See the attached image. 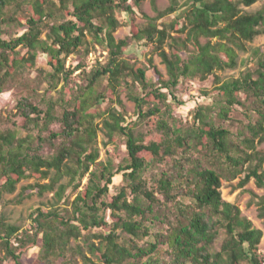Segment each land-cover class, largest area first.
I'll use <instances>...</instances> for the list:
<instances>
[{
  "label": "trees",
  "instance_id": "trees-1",
  "mask_svg": "<svg viewBox=\"0 0 264 264\" xmlns=\"http://www.w3.org/2000/svg\"><path fill=\"white\" fill-rule=\"evenodd\" d=\"M28 1L33 15L26 31L6 39L4 25L15 19L5 18L10 0H0V94L21 70L35 67L39 52L49 56L50 86L43 96L18 100L16 116L22 118L19 127L25 135L18 128L0 131V202L22 180L46 179L52 170L50 184L23 191L43 194L68 176L70 181L59 185L56 195L63 200L71 190L76 197L71 213H33V234L21 232L0 213V246L6 257L24 264L23 255L41 242L35 264H56L67 259L72 239L90 241L92 234L84 232L101 228L103 232L93 235L100 244H89L98 261L83 255L86 264H264V231L222 193L223 180L242 174L240 188L254 180L264 190V153L257 150L264 143V47L253 50L240 77L223 83L216 78L214 103L196 106L192 121L173 116V101H179L184 80L207 81L217 71L235 69L238 50L246 51L247 43L264 36V5L255 12L241 8L260 0H171L164 11L152 0L158 14L143 26L135 23V9L145 0H59V6L55 0ZM65 11L70 19L63 17ZM118 12L131 23V42L151 46L168 79L153 66L155 84L147 68L136 69L127 59L130 39L115 36L122 26ZM177 12L174 22L159 24ZM47 19L59 22L49 25ZM96 47L105 49L107 60H97L89 69L87 60ZM75 55L80 61L67 67ZM77 72L85 85L70 88ZM104 79L106 94L98 93ZM123 90L136 104V121L127 124L125 115L110 110L100 128L95 107L108 98L122 104ZM233 112L244 119L234 118ZM138 126L144 130L137 132ZM104 129L111 141L116 135L124 140L125 156L118 164L99 161L96 145ZM117 176L122 185L112 195ZM108 210L112 223L103 217ZM258 211L264 223V195Z\"/></svg>",
  "mask_w": 264,
  "mask_h": 264
},
{
  "label": "rangeland",
  "instance_id": "rangeland-1",
  "mask_svg": "<svg viewBox=\"0 0 264 264\" xmlns=\"http://www.w3.org/2000/svg\"><path fill=\"white\" fill-rule=\"evenodd\" d=\"M57 5H60L59 0H55ZM31 2L28 0H10V4L5 10V18L11 19L14 18V21H11L4 25L6 30V35L4 38L9 39L17 35H21L26 31L25 27L27 26L28 19L33 15V9ZM156 5L159 11H164L171 5V0H156ZM264 5V0L258 1L251 7L241 6L244 12H255ZM185 6H183L184 9ZM135 23L139 26H143L147 23L148 18H153L157 16V12L154 10L152 0H145L140 9H135ZM59 15V14H58ZM63 16L66 19L71 17L67 15L66 11ZM180 15V12L172 14L163 18L160 23L169 25L174 22L177 17ZM118 20L122 23V26L117 30L115 36L117 39H130L132 36V27L129 19L124 13H117ZM59 22L55 19H47V24L53 25L54 23ZM184 20H181L180 27ZM48 29H45V32L42 36L43 39L46 38V33ZM174 36H180L183 39L186 37L185 34L178 35L173 33ZM90 39V37H89ZM207 39L203 38L202 42L205 43ZM214 42L217 39H213ZM130 42V49L127 51L126 57L130 63L134 64L136 69L138 68H147V75L149 80L155 84L158 82V77L155 73L153 66L162 73L164 79H168L166 66L163 64L162 59L158 54L153 53V48L149 47H136L134 43ZM246 51L238 50V66L235 69H226L224 71H217L214 75L209 77L207 81H201L199 79H186L179 86L177 91L178 102L173 101V116L181 119L184 123L192 121V115L194 109L198 105H212L214 103V98L217 95V92L214 90L216 86V78H219L221 82L229 79L231 77L238 78L243 72L248 69L249 58L251 57L253 50L256 48L264 47V36H259L252 43L246 44ZM167 48V47H166ZM193 48L190 46V49ZM169 51V48H167ZM23 55H26V50L23 52ZM108 53L102 47H96L90 53L87 64L89 69L96 64L97 60L104 63L107 60ZM27 57V55H26ZM80 56L75 55L71 56L67 61V67L73 63L80 61ZM152 61V62H151ZM52 71V67L49 65V56L41 52L38 53L36 65L33 68L26 67V69L21 70L14 79L10 80L7 86L5 87V92L0 94V131H4L8 128L20 129L19 126L22 124V118L17 117V108L16 105L18 100L25 96L31 94H37L40 96L45 95L50 86L49 74ZM79 72L74 75V83L70 85L71 87L77 88L79 86L85 85V83L78 77ZM131 81V79H129ZM76 83V85H75ZM64 82H62L58 89L63 87ZM107 80L104 79L99 86L96 87L98 93L106 94ZM69 89V87L67 88ZM205 92H208V96L205 95ZM52 95L57 96V92H52ZM73 95V94H72ZM120 104L116 98H108L101 105L95 107L96 115L95 123L99 125L100 128H103V120L109 118L110 110H113L115 113H122L125 115L126 123H134L137 119L136 115V104L129 100L126 90L120 95ZM179 102H183V105H180ZM102 115L97 117V115ZM233 117L236 119H244L240 112H233ZM143 126H138V131H143ZM21 134L25 135V131L21 128ZM155 131V130H153ZM100 158L99 161L108 162L112 161L115 164H118L121 159L125 156V144L121 136L116 135L114 140L111 141L106 135V130L99 133L98 143L96 145ZM257 150L264 153V143L257 144ZM247 167V166H246ZM55 175V171L52 170L50 176L46 179H38L35 177L22 180L18 185L17 189L13 193H4L2 201L0 202V213H2L6 219L7 223L16 225L21 229V232H28L29 234L34 233L33 222L31 215L36 213L38 209L43 210L44 212H49L54 209H58L63 214L71 213L73 211L72 202L74 201L76 195L68 190L64 199L59 200L56 195L58 187L61 184L68 183L70 178L65 176L56 184L55 188L51 191H46L43 194H39L38 189L23 191L24 187L29 185H36L37 183L41 185L50 184L52 178ZM245 178V174H242L237 179L233 181L223 180V198L226 201L238 205L242 211V215L252 221L255 228L262 229L264 231L263 220L259 217L258 211V201L261 196L264 195V190L260 189L254 180H251L243 188L239 187V183L242 179ZM87 180H84V184ZM122 185L121 177L117 176L114 180L113 186H111V193L117 194L118 189ZM21 202L19 200L22 198ZM103 217L107 222L112 223L113 219L111 217V211L103 213ZM103 230L101 228H94L91 232H84L89 235L92 234L90 241H86L85 238H80L78 240L72 239L69 243V251L66 254L67 259H57L56 264H86L83 258L84 256L92 258L94 261H98L97 257L93 255L90 251L89 244L95 243L96 245L100 244V240L93 237L94 234L101 233ZM41 242L38 246L32 248L26 254L23 255L22 261L24 264H35L38 262L41 255ZM260 251L264 253V236L260 244ZM68 261V262H66ZM0 264H14L11 259L6 257V252L0 246Z\"/></svg>",
  "mask_w": 264,
  "mask_h": 264
}]
</instances>
